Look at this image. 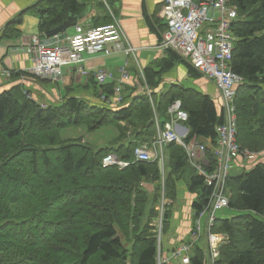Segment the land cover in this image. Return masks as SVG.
Returning <instances> with one entry per match:
<instances>
[{
	"label": "trees",
	"instance_id": "trees-1",
	"mask_svg": "<svg viewBox=\"0 0 264 264\" xmlns=\"http://www.w3.org/2000/svg\"><path fill=\"white\" fill-rule=\"evenodd\" d=\"M116 1L108 0L109 7L97 2L100 11L91 17L92 26L113 22ZM231 1L240 13L233 29L232 68L245 79L237 87V141L243 150L260 153L264 151V0ZM89 5L86 0H39L35 7L40 31L59 25L70 11L85 13ZM20 21L14 19L7 30L14 31ZM166 27L162 25L159 33L151 25L160 39ZM178 61L192 76H202L173 51L144 69L161 123L169 120L171 103L180 99L189 114L184 122L189 136L216 142V128L224 115L209 94L182 84L155 91L164 72ZM101 87V97L115 95L113 84ZM125 104L70 97L42 106L20 86L0 93V264H156L163 174L158 160L135 161L134 152L153 139L157 125L148 95H134ZM112 125L119 129L115 147L94 149L80 138H62L66 128L97 130ZM111 152L132 163L122 169L103 166V158ZM165 154V197L173 205L184 181L191 192L202 191L193 203L194 210L201 208L210 194L205 178L180 145H167ZM147 183L153 185L152 192ZM228 189L230 206L238 214L216 223L215 229L229 236L221 248V262L264 264V161L230 175ZM168 206L163 234L173 216ZM205 257L198 247L191 264H205Z\"/></svg>",
	"mask_w": 264,
	"mask_h": 264
},
{
	"label": "built area",
	"instance_id": "built-area-1",
	"mask_svg": "<svg viewBox=\"0 0 264 264\" xmlns=\"http://www.w3.org/2000/svg\"><path fill=\"white\" fill-rule=\"evenodd\" d=\"M163 17L167 27L162 33L159 48L162 51L175 52L202 76L215 83L220 95L224 122L216 128V142L211 138L202 140L197 135L190 137L188 129L181 131L178 128L180 123L189 118L181 100L171 103V119L165 124L161 123V117L152 100L157 133L151 141L142 142L136 147L135 161L158 160L165 177V147L172 143L178 144L210 188L208 200L201 208L194 210L188 239L178 243L168 255L164 254L162 243L164 211L170 201L163 194L156 264H191L194 249L201 246L200 242L205 244L203 249L206 250V264H223L221 248L229 240V236L214 229L220 218L217 217V212L230 206L228 180L236 164L252 167L261 153L243 150L237 141V87L245 80L232 68L236 41L233 29L240 18L239 8L231 0H165ZM76 28L73 35L63 36L58 33L45 36L30 47L33 74L58 81L63 76V66H69L74 67L81 75L89 76L90 72L83 65L84 53L111 55L122 51L137 59L141 48L132 44L120 21L114 19L105 26L77 25ZM128 64L127 60L119 69L118 77L108 69H100L94 73V79L100 86L110 80L115 81V95H102L106 103L120 105L125 100L123 91L129 79ZM6 74L10 75L9 72ZM141 75L145 83L143 94L152 97V88L146 81L144 70H141ZM24 93L31 98L30 93ZM259 159L263 161L262 158ZM131 163L114 152L103 158L105 167L118 166L122 169Z\"/></svg>",
	"mask_w": 264,
	"mask_h": 264
},
{
	"label": "crops",
	"instance_id": "crops-1",
	"mask_svg": "<svg viewBox=\"0 0 264 264\" xmlns=\"http://www.w3.org/2000/svg\"><path fill=\"white\" fill-rule=\"evenodd\" d=\"M99 1L86 0L90 3L86 15L77 24L69 27L61 34L63 36L75 34L77 25L92 26L91 17L100 11L97 4ZM102 1L109 7L108 0ZM38 2L39 0H0V93L20 86L23 92L30 93L31 99L36 100L42 106L50 105L51 102L58 104L70 97H83L92 103H97L102 98L100 95L103 94L101 92L103 87L95 81L94 73L100 69H108L118 77L119 69L128 60L129 79L125 83L124 92L126 93L124 95L131 92L134 95L140 94L143 93L142 88L145 84L141 77V70H144L154 60L168 57V52L162 51L158 46L162 34L160 39L157 32L151 28L153 24L157 30L159 29L160 33V27L166 24L162 10L165 0H117L112 7L114 13L111 11L113 21L114 19L120 21L132 44L141 48L138 51L137 59L133 56H127L122 51L114 52L111 55L84 53L83 65L90 72L89 76L81 75L74 67L63 66V76L58 81L39 77L31 72L33 58L30 55V47L46 36L45 32L42 33L39 28L40 17L37 12L38 9L35 7ZM18 17L21 21L17 24L15 30L8 31L10 23ZM179 62H176L170 70L164 72L162 81L155 88V91H168L172 84L185 86L187 84L202 93L209 94L212 98L215 97L213 99L217 102L219 109L222 110L220 95L215 83L204 76H192L189 73L188 66L183 62ZM6 72H9L10 75L8 76ZM166 83H169L170 86L166 87ZM108 84L115 86V81L110 80ZM130 100L129 96L126 97L124 100L125 105H128ZM178 128L181 131L184 128L188 129L184 123H180ZM259 158L264 161V151L260 153ZM166 167L165 162L164 171ZM182 183L185 182L181 181L179 183L178 195ZM186 188L191 192L187 185ZM178 195L173 203L170 228L164 234L166 241L165 255L169 254L173 245L188 239L194 217L193 203L198 201L194 199L191 203L190 200L180 208L177 204ZM168 200L170 201L169 198ZM200 247L205 248V244H201ZM204 253L206 255V250H204ZM206 263L207 259L205 257Z\"/></svg>",
	"mask_w": 264,
	"mask_h": 264
},
{
	"label": "rangeland",
	"instance_id": "rangeland-1",
	"mask_svg": "<svg viewBox=\"0 0 264 264\" xmlns=\"http://www.w3.org/2000/svg\"><path fill=\"white\" fill-rule=\"evenodd\" d=\"M162 10H163V8H162ZM112 66L114 67V65H112ZM160 70H161V66H159V71ZM162 78H163V75L161 77V80H162ZM192 80L194 81V79H192ZM167 86L169 87L170 84L169 83H166V87ZM183 86H185V85H183ZM195 86H197V85H195ZM185 87L193 88L191 86H188L187 84H186ZM124 93H126V92L123 91V95H124ZM157 93H160V92H157ZM127 95L129 96L130 99L134 96L133 92H131L130 94H127ZM135 95H137V94H135ZM149 98H150V101H151V105H152V100L155 103L156 97L154 99L153 98V95H152V97L150 96ZM213 98H215V97H213ZM53 104H57V103L56 102H51L50 103V105H53ZM152 108H153V106H152ZM153 111H154V109H153ZM170 119H171V117H169V120ZM118 135H119V129L116 126H113V125L112 126L103 127L101 129H97V130H88L85 126H80V127H70V128H66V129H64L62 131V138L63 139H73V138L74 139H78V138H80L82 141L86 142L87 144H89L94 149H100V148H104V147H115V146H117L119 144V141L117 139L118 138ZM260 161H261V159H259V158L257 159L256 158V160H254V164L256 165ZM159 165H160V167L162 166L161 164H159ZM252 167H249L248 165H241V164L237 163L236 166H235V168H234V170L232 171L231 175L242 174L245 171H249L250 168H252ZM161 171H162V168H161ZM162 174H163V171H162ZM147 188L151 192L154 189L153 185L152 184H149V183H147ZM164 188H165V177L163 175V192H162L163 194H165V189ZM201 192H202L201 190H199V192H196V193L195 192H189L188 189L186 188L185 183H182L181 186H180V189H179V195H178V201H177L178 202L177 203L178 204V207L181 208L182 205L185 202H189L190 200H191V203H192V201L194 199H197L198 200ZM161 200H162V198H161ZM161 203L162 202L160 201V203L158 205V210H159V219L157 220L158 235H159V227H158V224H159V221L161 219ZM168 205H170V208L172 209V212H173V208L174 207L172 205V201L171 202H168ZM167 206H166V209L164 211V216H165V213L168 210L167 209ZM237 214H238V211H236V209H234L231 206H229V207H226V208H224L222 210H219L217 212V217H220V218H230V217L236 216ZM163 228H164V224H163ZM158 242H159V238H158ZM177 244L173 245V247L170 248V251L173 248H175ZM199 244H203L204 245L203 242H200ZM162 245H163V250H165V248H166L165 235H163V243H162Z\"/></svg>",
	"mask_w": 264,
	"mask_h": 264
},
{
	"label": "water",
	"instance_id": "water-1",
	"mask_svg": "<svg viewBox=\"0 0 264 264\" xmlns=\"http://www.w3.org/2000/svg\"><path fill=\"white\" fill-rule=\"evenodd\" d=\"M87 12H88V10L82 14H75L72 11H70L67 18L65 20H63L62 23H60L59 25H57V26H55V27H53V28H51L45 32L46 36L50 37V36H53L55 34L65 32L69 27L77 24L78 21L83 16H85Z\"/></svg>",
	"mask_w": 264,
	"mask_h": 264
},
{
	"label": "bare ground",
	"instance_id": "bare-ground-1",
	"mask_svg": "<svg viewBox=\"0 0 264 264\" xmlns=\"http://www.w3.org/2000/svg\"><path fill=\"white\" fill-rule=\"evenodd\" d=\"M224 264V263H223Z\"/></svg>",
	"mask_w": 264,
	"mask_h": 264
}]
</instances>
